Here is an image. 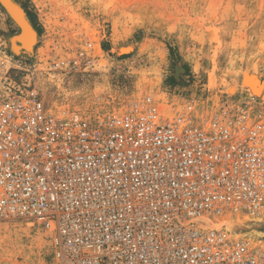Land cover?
Segmentation results:
<instances>
[{"label": "built area", "instance_id": "built-area-1", "mask_svg": "<svg viewBox=\"0 0 264 264\" xmlns=\"http://www.w3.org/2000/svg\"><path fill=\"white\" fill-rule=\"evenodd\" d=\"M195 111L49 112L0 34V220L51 232L55 264H264V235L209 229L264 224V102Z\"/></svg>", "mask_w": 264, "mask_h": 264}, {"label": "rangeland", "instance_id": "rangeland-1", "mask_svg": "<svg viewBox=\"0 0 264 264\" xmlns=\"http://www.w3.org/2000/svg\"><path fill=\"white\" fill-rule=\"evenodd\" d=\"M15 2L39 33L35 52L16 54V60L52 113L104 119L153 96L169 118L191 104L199 124L225 97L258 99L246 85L249 73L264 83V0ZM0 27L7 41L19 32L1 5ZM125 47L131 52L123 53ZM232 84L234 95L227 93ZM232 218L212 226L246 217ZM250 227L247 236L263 237L254 232L264 233V224ZM0 264H55L52 233L37 224L0 220Z\"/></svg>", "mask_w": 264, "mask_h": 264}, {"label": "bare ground", "instance_id": "bare-ground-1", "mask_svg": "<svg viewBox=\"0 0 264 264\" xmlns=\"http://www.w3.org/2000/svg\"><path fill=\"white\" fill-rule=\"evenodd\" d=\"M3 1H6V0H3ZM7 14L11 17L14 24L19 28V32L17 34L8 37V42L10 45L11 52L15 55L26 53L31 56L38 42V36H37L36 30L34 29L31 22L28 20L25 11L20 5H18V9L11 10V15L8 12ZM122 51L123 53H130L131 48L125 47L122 49ZM210 84L212 87H216V81L213 77L210 80ZM246 85L249 89V93L251 97L264 99V83L260 81V79L257 77L255 73H249L247 75ZM227 89H228L227 93H230V95H234L236 93V87L233 86V84L228 85ZM231 217H233L234 219H237V217L239 216H231ZM251 221H252L251 218L246 217L243 220L237 221L238 223H233L227 227L230 229L232 228L235 229L236 227H239V228L250 227ZM253 221L255 222V224L259 222L258 220H253ZM212 225H217V224H212ZM212 225L209 226V229H217V228H213ZM254 233H256L258 236L264 235V233L261 231H256Z\"/></svg>", "mask_w": 264, "mask_h": 264}, {"label": "water", "instance_id": "water-1", "mask_svg": "<svg viewBox=\"0 0 264 264\" xmlns=\"http://www.w3.org/2000/svg\"><path fill=\"white\" fill-rule=\"evenodd\" d=\"M0 5L5 9V11L10 13V15H11V10L18 9V3H16L15 0H6V1L0 0Z\"/></svg>", "mask_w": 264, "mask_h": 264}, {"label": "crops", "instance_id": "crops-1", "mask_svg": "<svg viewBox=\"0 0 264 264\" xmlns=\"http://www.w3.org/2000/svg\"><path fill=\"white\" fill-rule=\"evenodd\" d=\"M36 33H37V36L39 37V33L36 31Z\"/></svg>", "mask_w": 264, "mask_h": 264}, {"label": "trees", "instance_id": "trees-1", "mask_svg": "<svg viewBox=\"0 0 264 264\" xmlns=\"http://www.w3.org/2000/svg\"><path fill=\"white\" fill-rule=\"evenodd\" d=\"M30 21V20H29Z\"/></svg>", "mask_w": 264, "mask_h": 264}]
</instances>
